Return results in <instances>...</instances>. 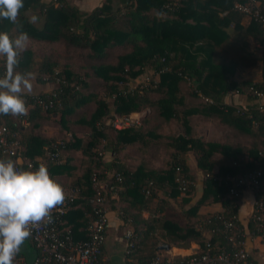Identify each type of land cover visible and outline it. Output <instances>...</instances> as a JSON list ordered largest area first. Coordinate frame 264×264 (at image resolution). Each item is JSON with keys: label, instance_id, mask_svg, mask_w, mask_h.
Listing matches in <instances>:
<instances>
[{"label": "trees", "instance_id": "obj_1", "mask_svg": "<svg viewBox=\"0 0 264 264\" xmlns=\"http://www.w3.org/2000/svg\"><path fill=\"white\" fill-rule=\"evenodd\" d=\"M240 1L103 0L90 10L82 11L66 0H24L16 23L0 19V32L8 33L11 38L22 32L27 34L16 71L29 73L33 63L35 79L51 84L45 92L24 95L33 98L54 93L51 108L31 101L27 104L26 126L20 124L18 116L2 115L8 129L17 131L22 155L27 160L43 155L44 148L55 141L42 130L45 122H51L59 126L64 136L61 154L63 150L76 151L80 147L85 156L81 167L68 162L48 166L52 178L71 177L67 184L60 183L75 193L72 207L62 217L64 230L72 233L79 226L86 228L85 212L90 209L87 199L93 193L91 174L95 172L100 181L117 184L115 193L120 190L125 207L117 214L133 234L135 242L129 258L136 263H146L155 254L163 253L156 245L158 239L177 247L194 241L199 250L206 242L213 251L228 247L218 215L233 216V232L241 233L236 220L239 198L226 197L225 181L203 180L200 198L183 209V203L194 193V184L180 192L175 180L179 173L193 179L189 154L202 174L211 172L221 176H240L257 160H264V115L256 108L254 93H264V52L261 50L262 53L255 56L248 47V39L256 37L259 41L264 28L233 8V4ZM262 3L264 6V0ZM30 9H33L30 15L41 21L40 26L26 16ZM243 18L246 22L241 23ZM227 28H230L229 33ZM34 41L57 44L61 52L39 51L35 62ZM74 58L87 61L82 63ZM258 61L261 62L259 80L234 78L238 66L251 67ZM163 67L168 70L161 72ZM143 74L151 80L156 78L154 87L129 85V81ZM188 81L192 88L187 94L197 102L178 111L176 106L183 104L180 88ZM227 94L244 96L250 103L246 106L225 103L223 98ZM90 103L93 109L87 116L82 107ZM135 111L141 113L138 127L114 131L106 123L112 114ZM151 111L164 121H179L182 132L160 133L157 125L149 122ZM195 116L217 119L238 134L248 136L251 145L205 141L195 136L190 121ZM80 127L88 130L85 141L74 132ZM154 144H162L170 152L163 167H154L146 158ZM103 151L109 156L108 160L101 158ZM127 160L132 167L126 165ZM116 174L121 177L120 182L115 180ZM159 193L165 199L158 197ZM113 194L108 196L107 202L112 200ZM173 199H176L175 204ZM209 200L219 202L222 209L199 215L194 220L198 205ZM130 209L137 213L145 209L149 215L141 219L131 214ZM121 213L129 215L130 222L124 223ZM130 225L141 226V234H135ZM149 232L155 240L150 256L138 259L135 254L141 248V239Z\"/></svg>", "mask_w": 264, "mask_h": 264}, {"label": "built area", "instance_id": "obj_2", "mask_svg": "<svg viewBox=\"0 0 264 264\" xmlns=\"http://www.w3.org/2000/svg\"><path fill=\"white\" fill-rule=\"evenodd\" d=\"M263 7L262 0H242L233 4V8L246 18L258 22L262 28H264ZM257 47L264 52V32L257 42ZM160 60L163 59L160 58ZM5 70V60L0 57V76L4 74ZM164 70H168V67L160 69L161 72ZM155 84L156 79L151 80L148 75H143L133 86L144 88L147 86L154 87ZM254 93L256 108L264 115V100H262L264 93L255 91ZM47 94L44 97L34 96L33 98L24 95L26 107L31 101L43 108H51L54 103V93L51 91ZM203 99L209 103L211 102L208 98ZM140 115L141 113L136 111L123 115L112 114L106 120V123L114 131L138 127L141 124ZM18 117L21 125L27 124V116ZM63 145L61 140L53 141L44 148L43 155L37 156L33 160H27L20 151L17 131L9 130L7 125L2 122V115H0V159H11L19 168L35 170L44 165L48 169L49 165L58 166L61 164ZM176 170H179V168L177 167ZM97 176L95 172L91 174L93 193L87 199L90 209L85 212L88 221L84 239L73 240L70 231H66L61 227L62 217L72 207L75 199L72 188L62 187L65 193V201L52 210L51 219L42 221L35 227L30 226L31 235L28 239L34 250L30 264H111L102 253L107 224L104 207L108 196L117 190V184L104 183ZM202 179H211L216 182L225 181L227 183L226 197L231 199L240 198L242 191L249 189L253 198L249 221L253 226L254 233L264 241V160H257L252 168L240 176L229 174L221 176L207 172L202 174ZM115 180L120 182L121 177L116 174ZM175 180L178 183L180 192L187 191L194 184L193 179L182 177L180 173ZM118 211L120 212V210ZM122 216L124 223L130 222L129 215L122 214ZM217 217L221 220L222 231L226 234L228 242L226 248L213 251L211 245L206 242L201 250L198 249L187 256L174 259L163 254H155L146 263H136L129 258L135 240L131 230L126 228L123 233L125 261L122 264H252L248 258L242 234L233 232L235 218L233 216L223 217L222 215ZM13 264H26L20 250L15 255Z\"/></svg>", "mask_w": 264, "mask_h": 264}, {"label": "clouds", "instance_id": "obj_3", "mask_svg": "<svg viewBox=\"0 0 264 264\" xmlns=\"http://www.w3.org/2000/svg\"><path fill=\"white\" fill-rule=\"evenodd\" d=\"M24 0H0V19L17 22ZM36 17L30 22H36ZM26 33L11 38L0 32V57L6 70L0 76V115L27 116L24 93H31V73L16 71ZM65 201L62 186L46 166L19 168L11 159H0V264H13L17 252L30 237V226L51 219V212Z\"/></svg>", "mask_w": 264, "mask_h": 264}, {"label": "crops", "instance_id": "obj_4", "mask_svg": "<svg viewBox=\"0 0 264 264\" xmlns=\"http://www.w3.org/2000/svg\"><path fill=\"white\" fill-rule=\"evenodd\" d=\"M68 3L76 6L79 10L82 11H88L95 5L101 3L103 0H66ZM246 22V19L243 18L241 23ZM228 33L230 32V28H227L226 30ZM29 41V40H28ZM254 41V38L248 39V44L252 43ZM35 44H42L43 42H37L34 41ZM34 46V44H32ZM249 50L252 51L253 47L249 46ZM35 61V58L33 59ZM247 70L249 67L243 66ZM238 68V67H237ZM236 68V70H237ZM243 69V68H242ZM236 70L234 73V78L236 80H252L256 81L260 79V70L257 71L256 76L251 77V79H240L236 77ZM240 96L233 95V94H227L223 98V101L225 103H233V104H241L240 103ZM246 100V104H249L250 101ZM262 100H264V95L262 97ZM27 125V124H26ZM24 125V126H26ZM56 125L51 122H45V125L43 126L42 130H45L46 137L52 138L50 136V130L52 128H55ZM198 137H201L200 135H197ZM206 141V140H205ZM220 142V141H219ZM241 145V144H240ZM129 148V147H128ZM126 148V150H128ZM76 151H62V163L68 162L73 165L74 167H81L84 164L85 156L81 154L82 149L80 147L78 149H75ZM37 157V156H36ZM35 157V158H36ZM101 158L103 160H108L109 156L103 151L101 152ZM62 165V164H60ZM127 166L132 167L133 164L130 163L129 160H127L126 163ZM154 166V165H153ZM157 167V166H154ZM163 167V166H158ZM193 182H194V193L192 194L190 200L187 203H183V209H186L189 205L194 204L201 196L203 191V179H202V172L196 168V171H193ZM54 179L61 185H65L68 183V180L71 178L70 176H53ZM120 192V190H119ZM114 193L111 198L112 200L110 202H107L105 204V215L107 218V224H106V237L103 244V250L102 253L108 258L109 262L111 264H122L125 261L123 246H124V237L123 233L124 230L127 227V225L122 224L121 219L118 216V210L123 209L124 201L122 198H120V194ZM158 197H161L165 199V196L161 193L158 194ZM177 199V198H176ZM252 192L249 189H245L242 191L241 196L238 201V208L236 212V220L240 224V230L241 234L243 236L245 249L248 254V258L252 264H264V241H262L253 230V226L249 221L250 212L252 209ZM175 204V202H174ZM176 207V205L174 206ZM222 209L221 204L219 202H212L211 200L206 201L204 203H201L198 205L196 209V217H194V220L197 219V216L199 215H207V214H213L217 213ZM131 214L138 215L141 219H146L149 215L148 210H140L138 213L135 209H130ZM158 214V213H157ZM185 221V220H184ZM132 227V225H130ZM140 227L133 228L135 234H141L140 233ZM70 231V230H69ZM162 231V230H161ZM71 233V232H70ZM155 233H157V229L155 230ZM160 233V231H158ZM206 233V232H205ZM71 236L73 240H82L85 237V228L77 227L76 229H73ZM205 236H208V234H205ZM142 237V235H141ZM154 239L152 238V233L149 232L148 234H145L143 238L141 239V248L140 250L135 254L138 259H143V257H149L152 249V245H154ZM156 245L159 249L163 250L164 256H170L174 259L187 256L189 254L194 253L198 250L199 245L194 242L190 241L188 245L177 247L170 244H167L161 239H158L156 241ZM162 246L163 248H160ZM21 255L24 257L26 264H30L31 259L34 255V250L31 245L30 240L27 238L24 243L20 247ZM146 255V256H145Z\"/></svg>", "mask_w": 264, "mask_h": 264}, {"label": "rangeland", "instance_id": "obj_5", "mask_svg": "<svg viewBox=\"0 0 264 264\" xmlns=\"http://www.w3.org/2000/svg\"><path fill=\"white\" fill-rule=\"evenodd\" d=\"M33 9H30L29 12H26V16L29 17V19L31 17H33L32 15H30V13H32ZM39 19H41L39 17ZM36 24V26H40L41 21H36L34 22ZM257 42H258V38H254V41L252 43H250L249 46H252L254 48V50H252L251 52L253 54H255V56H259V53H262L261 50L257 47ZM34 44V51L37 52V55H35L33 57V59L35 58V60H38L37 58H39L38 53L39 51H55V52H61V47L59 45H50V44H46V43H42V44ZM117 52V50L115 51V53ZM113 57V56H112ZM112 57L110 59H112ZM73 60L78 61L80 60L82 63H84L85 61H87L85 58H74ZM37 62V61H35ZM260 61L256 62L253 66L249 67L247 70H244L245 68L240 65L238 66L237 70H236V77L243 79H251V77L256 76L257 71L260 70ZM243 68V69H242ZM31 84H32V91L31 93H38V92H45L47 90H49L51 88V84L50 83H40L39 81H37L35 79V75H36V71H35V64H31ZM144 75V74H143ZM143 77V76H142ZM142 77H138L135 78L132 81H129V85L133 86L135 82H137L138 80H140ZM155 78V77H154ZM156 79V78H155ZM127 83V84H128ZM128 85V87H129ZM192 88V85L188 83H184L181 85V97L183 98V104L182 105H177L176 108L177 110H182L185 107H190L193 106L196 102L197 99L190 97L187 92L190 91V89ZM240 103L242 106H246V100L244 98V96H240ZM93 109V103L90 104H85L82 107V110H84V114L85 115H89V113L91 112V110ZM150 123H155L157 125V130H159L160 133L162 134H178L179 132H182L183 127L181 125V123L175 119H170L167 121H164L161 117L155 115L154 112H150ZM190 121L192 123V130L194 132V135H200L202 139L206 140V141H215V142H223L225 144H241L244 147H249L251 145V139L248 136L245 135H241L238 134L235 130L229 128L227 125H223L218 123L217 119L215 118H200V117H191ZM148 123V122H147ZM148 123V124H150ZM58 126V125H57ZM59 127V126H58ZM58 127L52 128V130H50V136H52V138L57 141V140H61L62 134H61V130L58 129ZM70 132V131H69ZM74 132L76 133V135L79 136V138L83 141L86 140V137L88 135V130H84V128L80 127L78 128V130H74ZM69 137V136H68ZM151 152L149 155H147L146 153V158L148 159V161L154 165V166H164V163L166 161V159L169 156V151L166 150L162 144H154L151 147ZM153 150V151H152ZM153 152V153H152ZM137 160V158H135ZM188 165L191 168L192 171H196V167H195V162L193 157L189 154L188 155ZM176 202V199L172 200V203Z\"/></svg>", "mask_w": 264, "mask_h": 264}, {"label": "water", "instance_id": "obj_6", "mask_svg": "<svg viewBox=\"0 0 264 264\" xmlns=\"http://www.w3.org/2000/svg\"><path fill=\"white\" fill-rule=\"evenodd\" d=\"M160 248H163L162 246H160Z\"/></svg>", "mask_w": 264, "mask_h": 264}]
</instances>
